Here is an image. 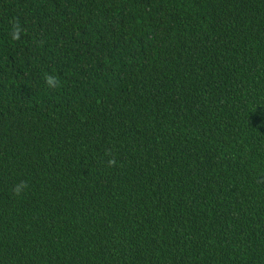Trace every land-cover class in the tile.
I'll return each instance as SVG.
<instances>
[{
	"label": "trees",
	"instance_id": "obj_1",
	"mask_svg": "<svg viewBox=\"0 0 264 264\" xmlns=\"http://www.w3.org/2000/svg\"><path fill=\"white\" fill-rule=\"evenodd\" d=\"M0 264H264V0H0Z\"/></svg>",
	"mask_w": 264,
	"mask_h": 264
},
{
	"label": "clouds",
	"instance_id": "obj_2",
	"mask_svg": "<svg viewBox=\"0 0 264 264\" xmlns=\"http://www.w3.org/2000/svg\"><path fill=\"white\" fill-rule=\"evenodd\" d=\"M14 38H15V39H18V38H19V33H18V31H17V33L15 34ZM48 83H49L50 85H53V86H54L55 81H54V79H53L52 77H49V78H48Z\"/></svg>",
	"mask_w": 264,
	"mask_h": 264
}]
</instances>
